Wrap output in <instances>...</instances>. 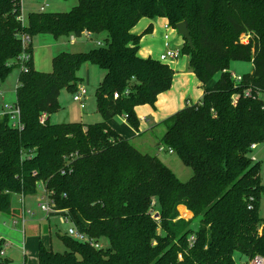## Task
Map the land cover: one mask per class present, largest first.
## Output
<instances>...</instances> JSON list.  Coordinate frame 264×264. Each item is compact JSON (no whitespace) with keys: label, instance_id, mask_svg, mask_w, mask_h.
<instances>
[{"label":"trees","instance_id":"obj_1","mask_svg":"<svg viewBox=\"0 0 264 264\" xmlns=\"http://www.w3.org/2000/svg\"><path fill=\"white\" fill-rule=\"evenodd\" d=\"M20 15V0H0V79L20 70L15 105L23 124L20 131L8 117L0 122V213L13 215L14 198L38 195L43 182L56 208L70 211L103 242L96 250L57 233L65 251L41 242L36 264H242L264 257V185L251 149L264 144V101L244 96L249 86L264 90V0H78L66 13H29L24 26ZM157 18L175 30L188 27L193 47L184 40L181 51L190 55L189 68L205 90L200 103L162 122L166 133L158 143L193 171L188 182L108 125L125 115L138 130L136 109L155 106L172 87L171 65L139 56L152 27L132 33L141 20ZM84 31L105 36L104 44L56 55L51 73L35 68L34 38H80ZM23 34L31 37L26 47ZM24 52L30 60L22 64ZM233 62L253 64L239 86ZM85 63L105 72L96 92L103 121L41 124V114L60 109L63 90L76 92ZM217 74L219 80L206 87ZM73 154V171L63 175ZM186 209L189 219L180 215ZM3 246L0 264H8Z\"/></svg>","mask_w":264,"mask_h":264},{"label":"rangeland","instance_id":"obj_2","mask_svg":"<svg viewBox=\"0 0 264 264\" xmlns=\"http://www.w3.org/2000/svg\"><path fill=\"white\" fill-rule=\"evenodd\" d=\"M73 3H75V6H73ZM42 5L48 6L46 8V12L66 13L78 5V0H22L25 20L28 17L29 12L32 13L33 11H37ZM175 34L180 37L181 40H184L177 31H175ZM93 40H99L104 44L105 36H97L93 38ZM59 41L65 46V50L70 49L75 53L89 52L94 47L99 46L97 43L95 44L86 38H78L74 44H70L69 40L66 38H62ZM56 51V49L53 50V48L47 47V44L43 42L41 36L34 38L33 56L35 68L38 71L44 73H51L53 71V53H56ZM186 58H188L190 65V55L188 54H182L180 61ZM252 71L253 64L248 62H233L230 68V72L236 76L250 74ZM100 72H102V70L99 67L91 65L90 63H85L82 66L80 76L84 77V81L82 82L81 86L86 88L88 91V94L83 100L85 108H81L82 103H77L74 101L72 92L63 90L59 97L60 109L56 113L50 115L51 124L84 123L87 125H92L103 121V117L97 112L96 101V92L101 81L99 76ZM18 73V70L15 69L5 80L0 79V92L4 93H1V96H5L4 101L11 103L6 104L5 102L3 105L13 106L16 100L15 88L17 85V80L15 76ZM217 76L219 75L217 74ZM261 98L264 100V94L261 96ZM122 117L125 119V115H118L113 119H115V121L119 124V121H122ZM126 121L128 122V120ZM128 125L132 127L129 123ZM153 127L154 131L152 130L148 135L141 139L142 145L140 147L139 140H137V142H135L133 145L144 154L153 156L157 155V157L166 166H168L182 182H188L193 176V171L181 160L177 154L169 155L167 152L168 148L166 146H158V143L166 133V127L162 124L154 125ZM131 140V143H134L133 139ZM252 156L256 158L257 163H260V176L262 184L264 185V144L259 145L257 150L252 151ZM29 197L30 198L26 199L27 209L30 208L36 213L35 215L39 217L40 213L42 214V212L37 206V195ZM18 199L19 197L14 198L13 206L19 210L21 209V203L18 202ZM260 215L261 217H264V194H262L260 200ZM183 216L187 217L186 214H183ZM19 222V225L14 227L15 225L13 224V219L11 216L0 213V236H8L13 240L10 244V247L8 249L6 248L7 258L9 260L8 264H24L25 259L29 263L32 261H37L39 245L41 242L46 248L52 249L54 252L63 253L65 251V245L57 233L65 234L67 232L68 226L60 225L55 217H52L50 222L52 227L48 225V228L51 230L47 233L43 231L45 226L44 223L40 224L36 221H27L26 225L23 227L21 219ZM12 229H16L17 232L13 231ZM11 231L13 233L12 235ZM0 242H2V240ZM101 243L103 244V242Z\"/></svg>","mask_w":264,"mask_h":264},{"label":"crops","instance_id":"obj_3","mask_svg":"<svg viewBox=\"0 0 264 264\" xmlns=\"http://www.w3.org/2000/svg\"><path fill=\"white\" fill-rule=\"evenodd\" d=\"M73 4H74L73 6H75V3H73ZM42 6H40V8L37 11H33V12H39ZM29 13H31V12H29ZM23 15H24V12H23ZM166 25H168V22L166 19H163V18H157L155 20L143 19L132 30V33L134 35L139 36V35H142L149 27H152V33L145 35L140 42L139 56L141 58H145V59L153 58V59L158 60L160 55L165 52V48H166L165 47V35L166 34L169 35L170 42L175 48L181 49L183 47L184 40H181V38L175 34V31H177V30H175L173 28L166 30V28H165ZM40 36H41V39L43 40V42L45 44H47V47L53 48V50L54 49L57 50L56 53H53V58L56 55L63 53V52L75 53L74 51H71L70 49L65 50V48H64L65 46L62 43H60L59 40H56L51 35H40ZM67 39L69 40V38H67ZM89 41L94 42L95 44L97 42L94 40H89ZM69 42H70V40H69ZM70 44H74V43L70 42ZM51 53H52V50H51ZM82 53H84V52H82ZM168 64L171 65V67L176 72L172 87L170 90L159 95L155 106L144 105V106H140L136 109V114H137L138 119H139V129L138 130L130 127L128 125V122L125 119H123V117H122V121H119V124L115 121V119H111L108 121L109 127L112 128L113 130H115L124 139H126L128 141L133 139L134 143L132 142V144H135V142H137V140H139V142H140L139 147L142 145L141 139H143V137L148 135L152 130L154 131V127H153L154 125L162 124V122L164 120H166L170 116L174 115L178 111L183 110L187 106H191V105H195V104L200 103L202 98L204 97V94H205L204 86L198 80V78L192 72V70H190L188 58H186L182 61H180V58H179L178 60H175V61L170 62ZM81 69L79 71V76L81 75V73H80ZM18 72L19 73L15 76L16 80H17V85L15 88V96H16V90L18 87L20 70H18ZM218 75L219 76L216 75L217 77L215 76L214 80L206 87H211L213 84H215L220 78V74H218ZM99 76H100L101 81H102L104 76H105V72H103V71L100 72ZM240 76H242V75H240ZM80 77L82 78V82H83L84 77H82V76H80ZM101 81H100V83H101ZM82 82H81V84H82ZM1 93L2 92H0V105H3V103H5L6 101H4L5 96H1ZM2 94H4V93H2ZM15 102H16V100H15ZM15 102H14V104H15ZM6 104H11V103H8V101H7ZM48 119L51 122V116H48ZM120 119H121V116H120ZM85 125H87V124H85ZM258 146H257V148H258ZM257 148H256V150H257ZM253 158L255 159V162H257L256 158L255 157H253ZM22 197L20 196L18 199V202L21 203V209L18 210L13 206L15 213L13 215H10L11 218L13 219V222L15 220H18V223L16 225H19V223H20L19 220L21 219V216H22V210L27 209L26 199L30 198V197H23V198ZM22 200L24 201L23 204H22ZM28 210H31V209L29 208ZM32 212L34 213V218H33V221L30 220L29 222L36 221V222H39L40 224L44 223L45 226L43 228V231L45 233L49 232L51 229L48 228V225L52 227V224L50 223L52 218L45 219L44 215L41 213H40V216L37 217L35 215L36 213L34 211H32ZM185 212L186 211H184V212H182V214H180L181 217L184 219H189L188 218L189 213L191 215H192V213L187 210V212H186L187 217H184L183 214H185ZM16 225L14 227H17ZM56 227H57V225H56ZM46 229H47V231H46ZM12 230L17 232L16 229H12ZM12 234L13 233L11 231V235ZM1 240L3 241V245L7 249L10 247V244L13 241L10 237H8V236L6 237L3 235L0 236V241ZM6 248H5L6 254L4 256L5 258H7V249ZM26 257H27V254H26ZM37 262H38V259H37V261H32L31 263L27 262L25 259L24 264L25 263L36 264Z\"/></svg>","mask_w":264,"mask_h":264},{"label":"built area","instance_id":"obj_4","mask_svg":"<svg viewBox=\"0 0 264 264\" xmlns=\"http://www.w3.org/2000/svg\"><path fill=\"white\" fill-rule=\"evenodd\" d=\"M20 6H21V15L18 17V21L21 22L22 25L24 26L26 23V20H25V17L23 15L22 0H20ZM47 7H48L47 5L42 6L40 11H42V12L46 11ZM165 28L167 30V29H170L171 27L168 24L165 26ZM78 38L79 37H77L76 35H72L69 38V40L71 43H74ZM80 38H86L88 40H92L93 37H92V34L90 32L84 31ZM243 41L245 43H248V37L244 38ZM30 42H31V37L23 34L22 35L23 46L24 47L28 46L30 44ZM96 43L99 46L102 45V43L99 41ZM165 47H166L165 52L160 55V57L158 58V61H160L162 63H170V62H173L175 60H178L181 57V55H182L181 49H177L171 44L170 39H169V35H167V34L165 35ZM20 60H21V63L24 64L25 62H28L30 60V55L27 52H24L22 54ZM23 68L24 67H22V69ZM232 79L234 80L236 86H239L243 82V77L240 75L236 76L235 74H232ZM87 94H88L87 89L81 85L78 86L76 92L73 94L74 101L77 103H82L81 104L82 109L85 108V104H84L83 100ZM263 94H264V90H261L257 87H253V86H249L248 88H246L244 90V96L247 98L262 99L261 96ZM237 96L238 95L233 96V103L234 104H237V102H238ZM114 98L117 99L118 94H115ZM48 116L49 115L47 113L41 114V116L39 118L40 123L46 124V122L48 120ZM7 117L10 119V125L12 128L20 130V131L23 129V124L21 121V111L15 104L13 106L12 105H0V122L3 121ZM125 119L127 120L128 117L125 116ZM256 148H257V145H252V147H251L252 151L256 150ZM167 152L170 155L175 154L172 149H168ZM74 159H75V154L71 155L69 157V159H67L66 167L61 170V173L63 175L72 173V171H73L72 163H73ZM253 160L255 161L254 158H253ZM38 189H39V193H38L37 198H36L37 206H38L39 210L42 212V214L44 215L45 219L55 217L58 220L60 225H62V226L67 225L68 228H67V232L65 233V235H67L71 239L75 240L76 242L89 245L96 250H100L103 247L101 241H98V240L90 237L89 234H87L78 225L76 218L72 215V213H70V211L59 210L56 208V204L52 198L53 192L47 188L46 184H44L43 182H40L38 184ZM23 203H24V201L22 200V204ZM33 218H34V213L31 210H28V209L22 210L21 223L23 224V226L26 225L27 221L28 222L30 220L33 221ZM17 223H18V220H15L13 222L14 225H16ZM5 248L6 247L3 246V251L1 252V255L3 257L6 254ZM180 258H181V256H180ZM242 264H264V257L258 255L255 258H253L252 260H249L247 262L244 261Z\"/></svg>","mask_w":264,"mask_h":264},{"label":"water","instance_id":"obj_5","mask_svg":"<svg viewBox=\"0 0 264 264\" xmlns=\"http://www.w3.org/2000/svg\"><path fill=\"white\" fill-rule=\"evenodd\" d=\"M176 30L178 34L189 43V46L193 47V42L188 27L182 23L177 25Z\"/></svg>","mask_w":264,"mask_h":264},{"label":"bare ground","instance_id":"obj_6","mask_svg":"<svg viewBox=\"0 0 264 264\" xmlns=\"http://www.w3.org/2000/svg\"><path fill=\"white\" fill-rule=\"evenodd\" d=\"M187 212V211H186ZM186 212H185V214H186Z\"/></svg>","mask_w":264,"mask_h":264}]
</instances>
